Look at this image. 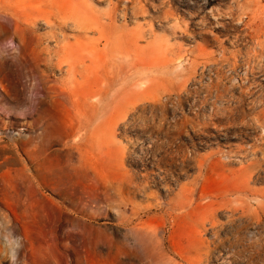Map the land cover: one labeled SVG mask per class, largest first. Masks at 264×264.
I'll list each match as a JSON object with an SVG mask.
<instances>
[{"label": "rangeland", "instance_id": "374dc122", "mask_svg": "<svg viewBox=\"0 0 264 264\" xmlns=\"http://www.w3.org/2000/svg\"><path fill=\"white\" fill-rule=\"evenodd\" d=\"M9 5L0 264H264V0Z\"/></svg>", "mask_w": 264, "mask_h": 264}, {"label": "bare ground", "instance_id": "6f19581e", "mask_svg": "<svg viewBox=\"0 0 264 264\" xmlns=\"http://www.w3.org/2000/svg\"><path fill=\"white\" fill-rule=\"evenodd\" d=\"M0 7H2L3 8V11H6V10H8V11H10V12H7L8 13V16L10 17V19L12 18L13 19V17H14V19H15V23L16 24H18L17 22H18V20H20V19H23L24 21H26V23L30 26H33V23L34 22H31V20L30 19H34L36 16L34 15V13L33 14H31V12L28 14L27 12H26V15H24V17L22 16L21 18H19V6H15V7H12V6H10L9 5V7L10 8H8V7H4V6H0ZM26 7H28V6H26ZM25 10V9H24ZM23 9L21 10V11H24ZM27 10V9H26ZM21 13V12H20ZM36 13H38L37 11H36ZM38 15V14H37ZM11 19V20H12ZM16 19H18L17 21H16ZM35 21V20H34ZM8 23H11L10 21L8 22ZM7 35H8V25L6 24V23H2V24H0V40L1 39H5L6 37H7ZM30 39H31V41H32V43H33V45L36 47L37 46V44H38V39L35 37V36H31L30 37ZM40 48V47H39ZM49 48V47H48ZM42 51V49H40V50H38L36 53V55L37 56H39V54H40V52ZM53 52V51H52ZM44 54H46L47 55V51H44L43 52ZM54 54H56V53H54ZM58 54V53H57ZM59 56V55H58ZM59 60L61 59L62 61L61 62H63L64 61V63H66V61H67V59H68V54L66 53V52H64L63 51V54H61L59 57ZM73 68V67H72ZM64 89H66V91H68L69 92V88H68V86H67V84H66V82H64ZM79 86H81V85H79ZM111 86V85H110ZM111 88V87H110ZM68 89V90H67ZM100 89V88H99ZM96 90V89H95ZM104 90V89H103ZM77 91V90H76ZM105 91V90H104ZM97 92V91H96ZM40 93V92H39ZM70 93V92H69ZM73 93V92H72ZM95 93V92H94ZM80 94V93H79ZM70 96H71V94H70ZM78 98V97H77ZM37 99H39V101H38V103H37V108H39V109H41L42 111L44 110V106H45V102L43 101V99L41 100V98H37ZM36 102V101H35ZM78 102V101H77ZM36 105V104H35ZM75 109V108H74ZM83 110V109H82ZM90 110V109H89ZM77 112V111H76ZM82 114V113H81ZM77 115H78V113H77ZM84 115V114H83ZM82 116V115H81ZM85 117H86V115H84ZM45 121H44V124H45V127L46 126H50L51 124H52V121L51 120H48V119H44ZM43 122V121H42ZM78 124V123H77ZM82 124V123H81ZM83 125V124H82ZM82 125H80V123L78 124V126H82ZM76 126V125H75ZM89 132V134L91 135V136H93V142L95 143V144H97V142H98V140H100V137L98 136L99 135V133H98V127L96 126V127H94V128H92V130H90V131H88ZM76 136V135H75ZM52 141V138L49 136L48 138H47V144H50V142ZM84 142V141H83ZM64 144V143H63ZM76 145V144H75ZM98 145V144H97ZM82 146V145H81ZM66 146H64L63 147V153H65V155H66V151H67V147L65 148ZM76 147H77V145H76ZM79 147H80V145H79ZM81 148V147H80ZM83 148V147H82ZM95 148H96V146H95ZM99 150V149H98ZM98 150H97V152H98ZM96 152V153H97ZM40 170V169H39ZM46 171L47 172H52V170H51V168H48V169H46ZM45 171V172H46Z\"/></svg>", "mask_w": 264, "mask_h": 264}]
</instances>
